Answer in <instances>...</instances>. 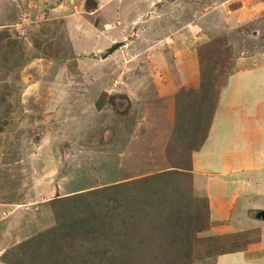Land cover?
Wrapping results in <instances>:
<instances>
[{
  "label": "rangeland",
  "instance_id": "rangeland-1",
  "mask_svg": "<svg viewBox=\"0 0 264 264\" xmlns=\"http://www.w3.org/2000/svg\"><path fill=\"white\" fill-rule=\"evenodd\" d=\"M259 66L264 0H0V264L56 224V196L171 169L179 174L166 178L168 191L192 179L193 194L210 199L217 223L199 238L263 249L264 219L253 212L264 208V170L238 173L263 158L219 110L232 77ZM262 84L264 67L234 84V98ZM172 139L188 142L190 171L170 163ZM252 175L260 193L239 183ZM205 249L192 264H217ZM147 251L80 260L149 264ZM233 254L226 264L249 262Z\"/></svg>",
  "mask_w": 264,
  "mask_h": 264
},
{
  "label": "trees",
  "instance_id": "trees-1",
  "mask_svg": "<svg viewBox=\"0 0 264 264\" xmlns=\"http://www.w3.org/2000/svg\"><path fill=\"white\" fill-rule=\"evenodd\" d=\"M207 138L208 133L204 143ZM173 141L168 144L170 163L190 171V160L185 159L190 146L184 145L188 142ZM177 174V169L159 171L142 179L56 196L50 200L57 203L56 224L6 250L2 264H81L83 259L90 261L100 254L120 258L131 249L133 256V251L138 253L146 245L149 264H192L203 243L205 256L217 258L260 247L248 244L234 248L240 244L231 241L209 245L206 242L214 237L199 238L197 232L217 223L210 216V199L193 194L192 179L188 189L175 183L174 190L168 191L166 178H176ZM134 240L138 242L132 248ZM97 246L105 249L92 252Z\"/></svg>",
  "mask_w": 264,
  "mask_h": 264
},
{
  "label": "crops",
  "instance_id": "crops-1",
  "mask_svg": "<svg viewBox=\"0 0 264 264\" xmlns=\"http://www.w3.org/2000/svg\"><path fill=\"white\" fill-rule=\"evenodd\" d=\"M263 67L259 66V67L254 68V69H252V68L246 69L244 71L237 73L236 76L234 75L232 77L231 87L225 93V96L222 99L223 106L219 108V110L221 109L223 111V121L226 119L227 120H235V121H238L239 124L244 125L245 131H246L244 137H246V139H248V138L254 139L251 141H247L248 144L250 143V146L246 145V149H248V147H249L250 153H252L253 156L259 155L263 158V161H261V162H259V159L256 161V159L254 158L256 164H254V167H252V169L243 168V166H241L238 169V173H241V172H257L260 170H264V147L262 146V141L264 140V84L259 85L255 88H252V90H250V91H247V95L245 96V99L244 100L241 99L240 103L237 102V100H238L237 97H239V96L237 94H234V91L237 87L234 84H236L242 76H244L248 73L254 74V75L258 74L259 70L262 69ZM234 96H237V97L234 98ZM246 122L248 123V126L244 124ZM252 131H254V133H252ZM219 134L220 133L214 135L213 138L219 139ZM226 134H229V133H226ZM225 135H223V137ZM238 139L244 140L245 138H243L241 135V136H238ZM227 140H229V139H227ZM243 145H244V143H243ZM239 179H240L239 183H240L242 188H244V187L247 188L249 185H251L250 186L252 188V190H250L251 194H254L255 192L260 193V189H256L255 188L256 185L251 184L252 180H256V177L254 175H252L249 179H241L240 177H239ZM252 185H254L255 187L254 186L252 187ZM262 192H264V191H262ZM258 196L264 197V194L263 195L259 194ZM253 250H258V251H253ZM261 251H264V248L259 249V247H257L256 249L253 248V249L243 250V251H240L238 253H234L233 255L242 254L243 259L245 258L246 260L249 261V262H247V264H264V261H263L264 255L255 257V254L257 252H261ZM252 252H254V253H252ZM229 254H232V253H227V254L219 256L217 264H226L224 262L223 258L232 257V255H229ZM237 264H240V262H238Z\"/></svg>",
  "mask_w": 264,
  "mask_h": 264
},
{
  "label": "water",
  "instance_id": "water-1",
  "mask_svg": "<svg viewBox=\"0 0 264 264\" xmlns=\"http://www.w3.org/2000/svg\"><path fill=\"white\" fill-rule=\"evenodd\" d=\"M124 44V41L115 42L110 46L109 48L103 50L101 52L102 58L108 57L110 54H112L116 49L121 47ZM253 216L257 219H264V208H256L254 209Z\"/></svg>",
  "mask_w": 264,
  "mask_h": 264
},
{
  "label": "bare ground",
  "instance_id": "bare-ground-1",
  "mask_svg": "<svg viewBox=\"0 0 264 264\" xmlns=\"http://www.w3.org/2000/svg\"><path fill=\"white\" fill-rule=\"evenodd\" d=\"M217 199V198H216Z\"/></svg>",
  "mask_w": 264,
  "mask_h": 264
}]
</instances>
